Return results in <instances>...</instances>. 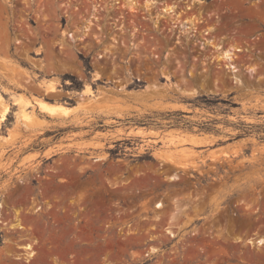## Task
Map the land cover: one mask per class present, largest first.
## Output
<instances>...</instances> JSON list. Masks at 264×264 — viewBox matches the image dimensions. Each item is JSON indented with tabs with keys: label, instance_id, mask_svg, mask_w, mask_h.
Instances as JSON below:
<instances>
[{
	"label": "rangeland",
	"instance_id": "obj_1",
	"mask_svg": "<svg viewBox=\"0 0 264 264\" xmlns=\"http://www.w3.org/2000/svg\"><path fill=\"white\" fill-rule=\"evenodd\" d=\"M159 1L85 0L72 22L63 0H0V264H264V0ZM166 3L181 15L154 27ZM17 98L77 108L34 103L29 124Z\"/></svg>",
	"mask_w": 264,
	"mask_h": 264
},
{
	"label": "bare ground",
	"instance_id": "obj_2",
	"mask_svg": "<svg viewBox=\"0 0 264 264\" xmlns=\"http://www.w3.org/2000/svg\"><path fill=\"white\" fill-rule=\"evenodd\" d=\"M127 1L129 2V4H128L129 9L131 11H136L137 10V7L136 6L138 5V0H127ZM193 1H195V0H193ZM222 1L223 2H228L229 4H233V5L236 4V1H234V0H222ZM160 3L162 4V1L160 2L159 0H145V6H146V9L147 10L148 9H151L150 5H156V4H160ZM176 7L177 6L174 3H172V4H170V3L164 4V6L161 8V12L160 13H157L155 15L154 27H157L158 26L157 25V22L160 19L169 18L168 20L171 23H173V24L176 21H178V17L181 14L178 13V12H176V10H175ZM187 8L188 9H192V6L191 5L190 6H187ZM200 12L202 13V10L201 9H200ZM244 14L250 15V12L247 11ZM202 21H203V19H201V18H198L195 21L192 18L185 19L184 21L181 22L182 24H180V26H182L183 29H181L179 32L182 33L183 35H186V38H190V37H192L194 35L193 34V30H196L197 29V27H196L195 24L198 23V22H202ZM179 22H180V20H179ZM184 22H190L191 26L184 24ZM161 23H163V22H161ZM163 25H164V23H163ZM174 26L175 25H173L172 27H174ZM217 29L218 28L215 27V25H213V26L211 25L210 27L207 28V30L204 32V34L211 35L212 32L215 33ZM169 30H172V28H169ZM214 33L211 35V38H213V39H211V38L210 39H207L206 36H203V38H206L207 39V42H209L211 46H213L216 50L219 51L218 55L216 56L217 59L226 62V64H225L226 67L232 68L231 71L233 72L232 77L234 79V82L236 84L241 85L242 84V80L235 73L236 71L239 70V68L236 67L235 64H233L234 58L237 56V54L235 53V51H241V48L240 47H237V46L235 47L234 45H229L227 48H223V44L221 42H215L214 38L216 36V33L215 34ZM67 34L71 37L72 40H75L76 39V38H74L73 33L67 32ZM176 38H180V34L176 35ZM81 39H82V37H81ZM18 42H21V40H18ZM87 45H88L87 43L84 44V46H87ZM101 56H103V55L102 54H99L98 57H101ZM250 70L253 71L254 70V67L250 68ZM166 76L169 77V75H166ZM100 77H101V75L97 71L96 72V75H95V79H98ZM177 85L178 84H175V86H177ZM124 86L125 85H122L121 88H123ZM45 90H46L47 93H52V92H55L56 91V87L54 85H52V84H46ZM91 91L92 90L89 88L88 85H86L83 88V90H82L83 93H90V94H91ZM96 98H98L97 97V94H92V97L90 98L91 99L90 101L96 100ZM13 103L19 105V112H18L17 118L19 120H22L24 123L31 122L29 124H32L33 121H38V119H39L36 116V114L33 113L34 110L32 111L30 109L31 106H34L35 105L34 103H36V106L38 107V109L40 111H42L43 113H45L48 116L53 117V118H55V117H61V116H69L70 114L74 113L76 111V108H77L76 105L69 106V105H65L63 103L49 102V101H46V100L41 99V98H36L33 101L31 99H29V98H27V99L17 98L15 101H13ZM31 108H33V107H31ZM9 111H10L9 105L6 103V100L4 99V97L2 96V94L0 92V127H1L2 122H4L6 120L7 114L9 113ZM136 134H138V132ZM191 135L192 136L189 135V138L188 137H184V136L180 137L179 135H178L179 136L178 137L176 135L179 138V141H178L179 142V145L180 146H184V144H186V140L189 139L192 142L191 144H193V146H196L195 142H199V141L202 140V138L199 137L200 135L198 136V138H197V135H195V134L194 135L191 134ZM181 149H183L182 151L185 152L184 147H182ZM105 158H106V155H96L95 156V159L96 160L105 159ZM169 161H172L173 163H175L174 160H172V159H170ZM176 177L177 176L174 175L171 178L172 179H175ZM173 202L175 203V208H177V210H183L184 208L187 207V205H184L182 207H177L180 204L178 197H175L173 199ZM161 205H162V203H159L157 206H161ZM16 226H18V228H22L23 227V226H21L20 224H17V223H16ZM167 232L170 233L172 236L175 235V233L170 229L169 226L167 227ZM257 243L264 244V237L260 238L257 241ZM19 247L25 249L26 250V252H25L26 254H28L30 256L33 254L32 246H31L30 243H25L24 245H19ZM149 251L150 252H155V251H157V249L154 246H151L149 248ZM262 255H264V254H262ZM103 264H109V263H103Z\"/></svg>",
	"mask_w": 264,
	"mask_h": 264
},
{
	"label": "built area",
	"instance_id": "obj_3",
	"mask_svg": "<svg viewBox=\"0 0 264 264\" xmlns=\"http://www.w3.org/2000/svg\"><path fill=\"white\" fill-rule=\"evenodd\" d=\"M61 4L65 6V9L69 10L70 19L73 22L80 16V11L85 7V0H63ZM117 4H121L120 0H117Z\"/></svg>",
	"mask_w": 264,
	"mask_h": 264
}]
</instances>
